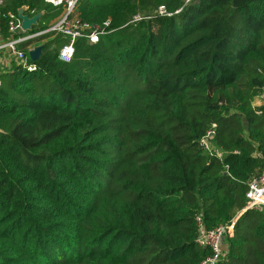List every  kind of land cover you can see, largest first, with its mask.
I'll list each match as a JSON object with an SVG mask.
<instances>
[{"label":"trees","instance_id":"trees-1","mask_svg":"<svg viewBox=\"0 0 264 264\" xmlns=\"http://www.w3.org/2000/svg\"><path fill=\"white\" fill-rule=\"evenodd\" d=\"M22 6L44 12L32 33L66 12L1 10ZM71 17L111 24L69 63L48 32L36 71L0 74V264H200L199 214L235 221L217 264H264V212L245 209L264 170V0H78ZM213 124L222 158L200 143Z\"/></svg>","mask_w":264,"mask_h":264},{"label":"built area","instance_id":"built-area-1","mask_svg":"<svg viewBox=\"0 0 264 264\" xmlns=\"http://www.w3.org/2000/svg\"><path fill=\"white\" fill-rule=\"evenodd\" d=\"M5 0H0V16L5 17L8 22V31L11 37L5 41L1 39V21H0V51L7 50L16 60L18 66L28 71H36V64L31 61L30 55L25 53V50L20 45L32 38L39 35L55 32L61 33L67 37L68 41L65 43L59 52V59L62 62H71L75 53V43L78 39L86 38L90 43H97L102 35L107 33V27L111 24L110 20H106L103 23L85 21L78 17H71V13L78 0H46L54 4L55 6L65 5L66 12L54 25L49 28L32 33L31 35L22 36V20L18 13L13 11L2 12L1 8L4 6ZM195 0H186V3L193 2ZM27 14L33 16L37 14L35 9L26 11ZM160 14H167V9L164 5H161L158 9ZM178 12V11H177ZM169 14V13H168ZM171 14V13H170ZM140 17H135V20ZM25 31V30H24ZM12 35H18L13 37ZM35 48V47H34ZM34 48H31L33 50ZM29 51V52H30ZM2 81L0 80V86ZM260 101L261 106L264 105V91L258 93L255 97ZM255 107H259L254 105ZM216 124L212 125L207 134L203 136L200 143L204 151L209 155H218L223 157V152L218 150L212 143V137L215 134ZM248 204L245 209H253L258 212H264V170L260 175L254 177L249 182L247 191ZM196 224L198 229L197 242L201 247H206L211 250V255L206 257L200 264H217L218 261L224 255L223 244L226 236L232 234L235 221L231 225H219L214 228H207L205 220L202 214L196 216Z\"/></svg>","mask_w":264,"mask_h":264},{"label":"crops","instance_id":"crops-1","mask_svg":"<svg viewBox=\"0 0 264 264\" xmlns=\"http://www.w3.org/2000/svg\"><path fill=\"white\" fill-rule=\"evenodd\" d=\"M39 13V12H38ZM42 18V17H41ZM59 19H57L55 22L59 21ZM54 22V23H55ZM32 32L31 31H24L21 33L22 36H27V35H31ZM46 34V33H45ZM44 34L42 35H39L35 38H32V39H29L25 42H23L20 47L24 49V47H28V51H30L31 48H34V47H37L36 45L32 46L31 44H34V43H29L30 41H34L36 39H39L41 36H43ZM1 40L2 41H5L7 40L8 38H3L1 36ZM18 64L16 62V60L12 57V55L9 53V51L7 50H1L0 51V74L1 73H4V72H8V71H11L13 68L17 67ZM254 105L256 106H261L260 104V101H258L257 99L254 100Z\"/></svg>","mask_w":264,"mask_h":264},{"label":"water","instance_id":"water-1","mask_svg":"<svg viewBox=\"0 0 264 264\" xmlns=\"http://www.w3.org/2000/svg\"><path fill=\"white\" fill-rule=\"evenodd\" d=\"M28 6H22L18 9V15L22 20V28L25 31H32L33 26L39 23V20L43 16L44 12L40 11L39 13L30 16L27 14ZM42 46H37L29 52L30 58L32 61H35L41 57Z\"/></svg>","mask_w":264,"mask_h":264},{"label":"rangeland","instance_id":"rangeland-1","mask_svg":"<svg viewBox=\"0 0 264 264\" xmlns=\"http://www.w3.org/2000/svg\"><path fill=\"white\" fill-rule=\"evenodd\" d=\"M41 22H44V19H41ZM32 46H34L35 44H31ZM26 49H28V47H26Z\"/></svg>","mask_w":264,"mask_h":264}]
</instances>
